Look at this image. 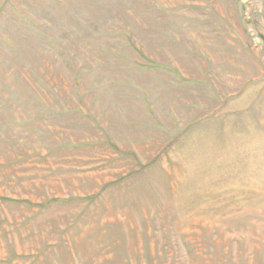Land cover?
<instances>
[{"label": "rangeland", "instance_id": "rangeland-1", "mask_svg": "<svg viewBox=\"0 0 264 264\" xmlns=\"http://www.w3.org/2000/svg\"><path fill=\"white\" fill-rule=\"evenodd\" d=\"M0 264H264V0H0Z\"/></svg>", "mask_w": 264, "mask_h": 264}]
</instances>
